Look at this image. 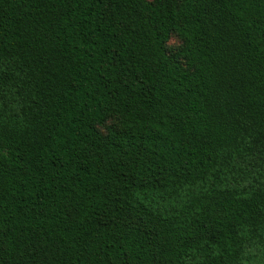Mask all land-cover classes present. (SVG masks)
Wrapping results in <instances>:
<instances>
[{
	"label": "trees",
	"instance_id": "1",
	"mask_svg": "<svg viewBox=\"0 0 264 264\" xmlns=\"http://www.w3.org/2000/svg\"><path fill=\"white\" fill-rule=\"evenodd\" d=\"M0 264H264V0H0Z\"/></svg>",
	"mask_w": 264,
	"mask_h": 264
},
{
	"label": "rangeland",
	"instance_id": "2",
	"mask_svg": "<svg viewBox=\"0 0 264 264\" xmlns=\"http://www.w3.org/2000/svg\"><path fill=\"white\" fill-rule=\"evenodd\" d=\"M149 1H151V0H149ZM169 45H170V47H171L172 49L176 48V47L179 45V41H178V39L175 38V37L172 38L171 41H170V43H169Z\"/></svg>",
	"mask_w": 264,
	"mask_h": 264
}]
</instances>
